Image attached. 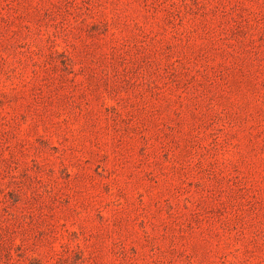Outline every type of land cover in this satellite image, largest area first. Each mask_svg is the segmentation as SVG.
I'll return each instance as SVG.
<instances>
[{
	"label": "rangeland",
	"instance_id": "1",
	"mask_svg": "<svg viewBox=\"0 0 264 264\" xmlns=\"http://www.w3.org/2000/svg\"><path fill=\"white\" fill-rule=\"evenodd\" d=\"M0 264H264V0H0Z\"/></svg>",
	"mask_w": 264,
	"mask_h": 264
}]
</instances>
